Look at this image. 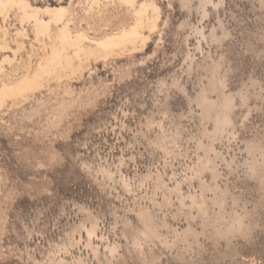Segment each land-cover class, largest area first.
<instances>
[{
    "label": "rangeland",
    "instance_id": "374dc122",
    "mask_svg": "<svg viewBox=\"0 0 264 264\" xmlns=\"http://www.w3.org/2000/svg\"><path fill=\"white\" fill-rule=\"evenodd\" d=\"M28 2L49 28L0 14V85L84 39L0 108V264H264V0H138L145 44L99 57L135 6Z\"/></svg>",
    "mask_w": 264,
    "mask_h": 264
},
{
    "label": "bare ground",
    "instance_id": "6f19581e",
    "mask_svg": "<svg viewBox=\"0 0 264 264\" xmlns=\"http://www.w3.org/2000/svg\"><path fill=\"white\" fill-rule=\"evenodd\" d=\"M122 1L127 4H130L131 6H135L137 14L136 21L130 27H122L113 35L108 36L105 39L98 40L96 42V47L93 50L85 51L87 57L90 54H92L94 57H99L100 55L108 56L119 51H124L127 49L129 50L132 47L134 48V46L136 48V45L138 43H140L141 45L145 44L146 36L144 33V28L151 22L149 21L150 18L148 19L146 13V3H139L138 0ZM15 3L21 4V7L24 8L25 18H32L35 21L37 33H44L49 28L50 20L45 19L41 15V12H44V9H37L36 11L30 12L28 11L27 7L31 6V4L29 2L24 3V0H0V14L3 16L4 20L8 15V7L14 5ZM153 10L154 12H156L157 9L155 6ZM45 13L50 14L51 18L58 23L63 21L65 9L48 7L46 8ZM83 39L84 36L82 35H73L70 30L69 24L64 21V25L61 26V32L58 38V45H54L52 47V53L43 64L39 65V68L37 69L38 71L36 70L37 72H35L34 74L22 77L19 81L14 84L2 83L3 85H0V108L5 105L8 99L16 100L20 97H23L25 94L27 95L41 87V85L43 84L44 77H49L54 66L58 64H62L63 66L64 64H66V62L62 60V52L70 46H79V43H81ZM142 42H144V44H142ZM66 61L71 66L72 59L69 57L68 59H66ZM66 67L64 68L66 69Z\"/></svg>",
    "mask_w": 264,
    "mask_h": 264
}]
</instances>
